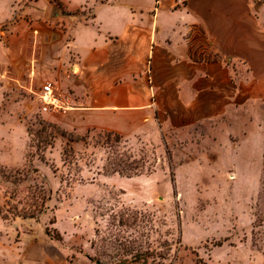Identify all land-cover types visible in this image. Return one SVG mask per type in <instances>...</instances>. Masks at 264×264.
I'll use <instances>...</instances> for the list:
<instances>
[{"label": "rangeland", "instance_id": "374dc122", "mask_svg": "<svg viewBox=\"0 0 264 264\" xmlns=\"http://www.w3.org/2000/svg\"><path fill=\"white\" fill-rule=\"evenodd\" d=\"M34 1L0 0V218L24 231L55 229L61 239L51 237L62 252L82 264H264L263 164L240 161L229 168L238 170L235 179L221 164L179 168L178 157L192 153L165 138L77 134L50 120L62 111L42 112L41 86L52 81L62 89L41 73L52 22L37 16ZM28 127L67 136L57 133L42 159ZM114 164L141 174L106 175L104 167ZM172 171L175 179L179 173L175 185ZM36 186L45 187L48 200L35 217H24L32 194H42Z\"/></svg>", "mask_w": 264, "mask_h": 264}, {"label": "crops", "instance_id": "0c3cea01", "mask_svg": "<svg viewBox=\"0 0 264 264\" xmlns=\"http://www.w3.org/2000/svg\"><path fill=\"white\" fill-rule=\"evenodd\" d=\"M34 4L52 22L41 73L69 104L53 123L77 134L165 138L192 153L178 157L179 168L221 164L235 179L229 168L240 161L264 167V0ZM87 7L89 15L67 14ZM21 225L0 218V264H82L46 229Z\"/></svg>", "mask_w": 264, "mask_h": 264}, {"label": "trees", "instance_id": "16d2710c", "mask_svg": "<svg viewBox=\"0 0 264 264\" xmlns=\"http://www.w3.org/2000/svg\"><path fill=\"white\" fill-rule=\"evenodd\" d=\"M49 126H52L54 128H57L55 124H51L49 123ZM46 126L43 127V129H45ZM28 134L30 135L31 138H33V136H38L39 137V141L37 143V150L39 151V157L42 159H45V151L47 150V148L49 146H53L54 145V140L56 138V134L57 133H61L63 136H67V131L66 130H38L34 133L33 130L30 129V127H28L27 130ZM72 138H68V146H69V142L72 141ZM69 150H72V147L69 146L68 148L66 147L64 149V153L67 154ZM169 153V151H168ZM105 173L106 175H110V174H114V173H119L121 175L127 176V177H133L136 175H140L141 173L135 172V173H127L125 171V168H123L120 164H114L113 167L111 166H105L104 167ZM172 183L173 185H175L176 179H175V173L172 171ZM44 182H46L45 180H43ZM40 187V186H36V189ZM30 189H32V187H29ZM45 187L41 186L39 188V192L42 193L40 195H38L37 193L32 194V198L31 200L33 201L32 204L28 207V208H23V212H24V217L29 216V217H35L36 214L38 213V210H42V208L45 207L46 201L48 200V197H46L45 194ZM48 192H51V189L48 190ZM42 196V197H41ZM18 211V207L15 208ZM44 210V209H43ZM42 212V211H39ZM55 219L52 220V223H55ZM46 231L48 233V235H55L56 238L61 239L60 234H58V232L55 229H51V228H46ZM57 232V233H56Z\"/></svg>", "mask_w": 264, "mask_h": 264}, {"label": "built area", "instance_id": "2783aa9c", "mask_svg": "<svg viewBox=\"0 0 264 264\" xmlns=\"http://www.w3.org/2000/svg\"><path fill=\"white\" fill-rule=\"evenodd\" d=\"M38 96L42 112H60L69 107L68 99L57 90L52 81L41 86Z\"/></svg>", "mask_w": 264, "mask_h": 264}]
</instances>
